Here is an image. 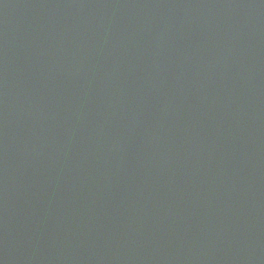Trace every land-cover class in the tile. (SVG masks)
Instances as JSON below:
<instances>
[{"label": "water", "instance_id": "obj_1", "mask_svg": "<svg viewBox=\"0 0 264 264\" xmlns=\"http://www.w3.org/2000/svg\"><path fill=\"white\" fill-rule=\"evenodd\" d=\"M0 264H264V0H0Z\"/></svg>", "mask_w": 264, "mask_h": 264}]
</instances>
